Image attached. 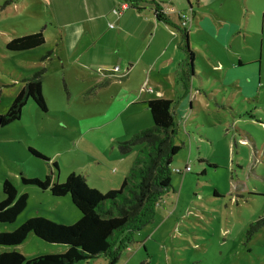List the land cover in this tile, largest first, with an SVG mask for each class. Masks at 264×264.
Returning a JSON list of instances; mask_svg holds the SVG:
<instances>
[{"label": "rangeland", "instance_id": "1", "mask_svg": "<svg viewBox=\"0 0 264 264\" xmlns=\"http://www.w3.org/2000/svg\"><path fill=\"white\" fill-rule=\"evenodd\" d=\"M5 3L0 1V114L25 86L23 78L42 68L47 69L43 79L47 111L30 98L19 119L0 125V201L7 178L19 192L29 194L26 208L14 222H0V232L13 231L37 215L69 226L81 216L71 195L55 196L24 185L21 173L44 180L56 162L54 181L61 184L74 172L107 193L108 186L100 179L112 175L106 162L139 152L144 144L122 152L119 141L151 126L152 116L146 105L128 103L140 91L134 73L120 92L118 85L97 91L88 86V78L62 67L41 47L8 50L10 37L30 30L29 21L23 26L18 9ZM165 4L172 19L178 20L181 10L192 15L186 27L195 52V73L188 97L173 106L178 123L175 142L182 148L171 164L173 189L159 200L154 221L132 234L115 264H264V0ZM160 24L158 35L164 37L157 36L154 42L175 38L167 53L176 46L181 57L185 50L184 45L178 47L183 38L180 26ZM183 40L185 44L186 37ZM176 60L179 57L164 67L156 64L147 82L155 88L154 95L176 97ZM187 165L192 169L186 170ZM119 188L117 184L115 189ZM12 248L31 258L63 253L68 247L31 233L19 245H0V252ZM75 264L109 262L101 255Z\"/></svg>", "mask_w": 264, "mask_h": 264}, {"label": "trees", "instance_id": "2", "mask_svg": "<svg viewBox=\"0 0 264 264\" xmlns=\"http://www.w3.org/2000/svg\"><path fill=\"white\" fill-rule=\"evenodd\" d=\"M128 1L136 4L138 0ZM156 11L160 19L168 20L159 4H156ZM180 30L183 31V38H188L187 27L180 26ZM44 43L45 35L40 30L12 38L6 43V48L15 52L26 51ZM183 45L185 65L194 67L192 61L195 59V52L190 48L188 41ZM46 71V68H42L23 78L25 86L9 109L0 114V125L19 119L30 98L47 111V101L43 94ZM146 105L153 124L135 132L130 139L119 141L122 152L129 151L133 144H144L119 189L102 193L99 189L91 187L84 176L74 172L59 184L53 180L54 168H58L56 162L51 163V174L44 180L29 178L21 173V182L24 185H35L43 190H50L55 196L70 194L72 202L81 211V217L74 224L67 226L37 215L13 231L0 232V245H19L30 233H34L46 241L67 244L68 247L63 253L31 258L16 248L7 249L0 252V264H75L101 255L107 258L109 264L117 262L121 251L128 246L126 244L132 234L154 221L159 200L173 189L171 164L182 148L175 142L178 123L173 100L160 96L148 100ZM31 151L49 161L35 149ZM2 189L5 197L0 201V222L11 223L26 208L29 194L19 193L17 186L8 178L3 180Z\"/></svg>", "mask_w": 264, "mask_h": 264}, {"label": "crops", "instance_id": "3", "mask_svg": "<svg viewBox=\"0 0 264 264\" xmlns=\"http://www.w3.org/2000/svg\"><path fill=\"white\" fill-rule=\"evenodd\" d=\"M165 2L166 0H138L136 4H131L128 0H6L5 4L8 6L5 7L18 9L24 27H27L25 24L29 21L27 28L30 32L18 36L42 30L45 43L39 47L46 51L45 55L48 54L47 57L51 59L56 58L66 69L77 70L83 79L88 78V86L97 91L105 86L118 85L116 90L120 92L122 87L128 85L127 81L134 73L135 78L140 81V91H135L134 96H130L128 103L131 105H146L150 99L163 97L164 95H154L155 88L147 86V82L151 81V73L156 64L162 62L160 67L168 66L179 57L175 67L178 91L176 97L169 98L173 100L174 106L188 97L189 80L192 73H195L194 67L185 65V53L180 57L176 46L167 53L175 38L170 39L171 42L164 39L160 44H156L154 40L157 36L164 37L163 34L158 35L162 29L161 21L178 28L179 13L191 9L178 11V20L172 19L166 11ZM156 4L162 7L167 21L157 16ZM114 9H120L121 12L114 13ZM194 18L196 20L195 15ZM110 23L113 24L112 27ZM14 37L16 36L12 38ZM183 39L182 42L178 41L179 48L183 46ZM116 67L119 69L116 70ZM144 75H147L145 82ZM117 81L118 83H113ZM142 81L145 87L141 86ZM125 90L129 91L130 88ZM138 153L133 151L119 154L114 160L107 161L112 175H100V179L104 180L102 185H107L109 190L115 189L117 184L121 186ZM96 163L104 167L102 161L96 160Z\"/></svg>", "mask_w": 264, "mask_h": 264}, {"label": "built area", "instance_id": "4", "mask_svg": "<svg viewBox=\"0 0 264 264\" xmlns=\"http://www.w3.org/2000/svg\"><path fill=\"white\" fill-rule=\"evenodd\" d=\"M120 12H121L120 9H114V13H120ZM189 19H190V14H189L188 12L184 11V12H180V13H179V23H180V26H182V27H186L187 22H188ZM110 26L112 27L113 24L110 23ZM115 69L118 70L119 67H116ZM150 90H152V89L150 88ZM191 169H192V168H191L190 165H187V166H186V170H191ZM175 170H176L177 172H181V171H182L180 168H176ZM172 171H174V168H172Z\"/></svg>", "mask_w": 264, "mask_h": 264}, {"label": "water", "instance_id": "5", "mask_svg": "<svg viewBox=\"0 0 264 264\" xmlns=\"http://www.w3.org/2000/svg\"><path fill=\"white\" fill-rule=\"evenodd\" d=\"M189 5H190V9L192 8V5L190 4V2H189ZM186 39H187V41H188V38L186 37ZM192 64H193V61H192Z\"/></svg>", "mask_w": 264, "mask_h": 264}]
</instances>
